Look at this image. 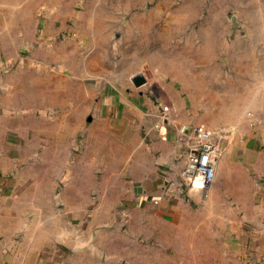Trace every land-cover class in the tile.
<instances>
[{"label":"rangeland","instance_id":"obj_1","mask_svg":"<svg viewBox=\"0 0 264 264\" xmlns=\"http://www.w3.org/2000/svg\"><path fill=\"white\" fill-rule=\"evenodd\" d=\"M0 25L9 28L0 33V114L44 130L35 156L55 154L52 138L59 142L60 202L61 194L71 196L64 189L69 171L77 187H90L75 189V221L60 229L65 259L264 264L260 204L219 210L209 189L165 219L121 189L131 140H149L143 115L154 96L173 109L177 124L213 131L229 129L224 112L237 117L244 106L246 132H232L230 142L264 154V0H0ZM137 72L147 79L142 86L132 80ZM74 112L75 136L58 138L56 123ZM182 145L178 140L180 153ZM37 165L51 171L49 161ZM259 189L264 204V178ZM220 198L235 205L228 194ZM59 207L62 217L67 205Z\"/></svg>","mask_w":264,"mask_h":264},{"label":"crops","instance_id":"obj_2","mask_svg":"<svg viewBox=\"0 0 264 264\" xmlns=\"http://www.w3.org/2000/svg\"><path fill=\"white\" fill-rule=\"evenodd\" d=\"M2 21L4 22V19ZM8 29L0 25V33ZM154 97L147 101L143 115L145 127L148 129L147 123L151 124L149 140L143 137L131 140V157L129 160L123 157L127 169L121 189L131 191L139 207L148 205L152 213H161L166 219L189 210L190 200L196 196L200 197L203 193L196 190L192 192L189 180L181 174L186 165L187 148L182 142L184 152L180 153L176 146L181 138L179 132L174 131L171 126L175 129V126L179 125L176 121L177 115L172 116L175 112L168 106L167 116L162 117L154 103ZM159 100L164 104L161 98ZM243 110L244 106L240 111H236V114H239L237 117L227 116L229 113L223 111L222 117H225L231 126L226 128L227 131L221 130V127L220 131H213L208 127L218 134L220 152L222 147L229 143L227 153L218 159L215 180L206 192L207 194L209 189L212 190L213 205L219 210H253L256 204H260V208L264 209L259 189L263 186L264 178L262 148L258 146L253 149L252 144L239 147L234 141L230 142L232 132H246ZM75 113H69L66 118L56 123L54 129L62 135H57L58 138L64 139L66 136L65 139L69 141L71 136H75ZM217 116L213 122L217 120ZM7 117L0 114V264H91L89 257L85 256L81 262H73L75 257L70 260L67 256L68 259H65L59 246L60 229L65 223L75 221V189L90 187H77L74 176H71L68 170V182L64 189L71 193V196L65 198V195L61 194L60 202V198H56L61 180L59 142L52 138L50 146L56 147L55 154L46 158L45 155L35 156L37 148L44 143V130L41 127L30 129L26 124L17 126L7 121ZM218 117L221 119V116ZM156 123L162 125L160 129L155 127ZM233 126L234 130L230 129ZM43 161L50 162L51 171L48 166L45 169L39 168L37 163ZM164 163H170L166 166L169 171L163 168ZM168 189H176L179 194L169 195ZM227 194L235 201V205H222L220 196ZM61 203L65 208L67 205L62 217L59 207ZM86 203L89 201H81L80 207L84 210ZM88 225H91V218L88 219Z\"/></svg>","mask_w":264,"mask_h":264},{"label":"built area","instance_id":"obj_3","mask_svg":"<svg viewBox=\"0 0 264 264\" xmlns=\"http://www.w3.org/2000/svg\"><path fill=\"white\" fill-rule=\"evenodd\" d=\"M154 103L162 117H166L169 107L161 103L158 98ZM161 126L160 123L155 124L158 129ZM177 128L180 140L187 148L186 165L181 174L189 180L191 191H201L206 195L207 189L215 180L220 156L217 135L202 124H180ZM167 192L172 196L179 194L176 189H168Z\"/></svg>","mask_w":264,"mask_h":264},{"label":"water","instance_id":"obj_4","mask_svg":"<svg viewBox=\"0 0 264 264\" xmlns=\"http://www.w3.org/2000/svg\"><path fill=\"white\" fill-rule=\"evenodd\" d=\"M132 80L136 86H142L143 84L147 82L145 75L141 72L134 75ZM154 101H156L155 98H154Z\"/></svg>","mask_w":264,"mask_h":264}]
</instances>
